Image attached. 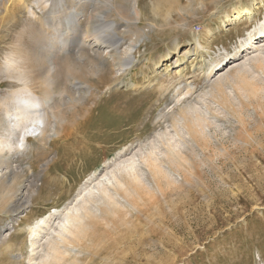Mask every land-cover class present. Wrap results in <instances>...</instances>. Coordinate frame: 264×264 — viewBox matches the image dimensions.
<instances>
[{"label":"rangeland","instance_id":"1","mask_svg":"<svg viewBox=\"0 0 264 264\" xmlns=\"http://www.w3.org/2000/svg\"><path fill=\"white\" fill-rule=\"evenodd\" d=\"M44 2L0 0V133L13 119L3 105L24 81L51 106L40 113L46 124L13 127L15 139L29 138L25 150L0 156L7 161L0 164V264H40L68 209L98 195L117 165L139 159L165 135L171 139L175 115L188 103L207 110L208 141L184 135L178 164L164 162L170 179L143 166L153 190L119 197L125 207L102 206L63 264H264V35L255 32L252 45L243 46L264 22V0ZM247 9L254 20H236ZM72 14L82 22L75 40L85 29L96 32L103 15L124 42L118 50L75 42L51 70L44 24L61 35ZM107 53L123 63L132 55L124 80L136 88L108 90L120 67ZM239 71L240 84L231 81ZM224 76L231 82L223 112L204 94ZM21 126H31L30 134ZM48 218L32 239L30 228Z\"/></svg>","mask_w":264,"mask_h":264},{"label":"bare ground","instance_id":"2","mask_svg":"<svg viewBox=\"0 0 264 264\" xmlns=\"http://www.w3.org/2000/svg\"><path fill=\"white\" fill-rule=\"evenodd\" d=\"M73 1L78 2V4L81 6H85L88 5V2L90 0H73ZM107 1L111 2L113 0H107ZM168 1L170 2L171 0ZM47 3L48 0H45L44 4ZM60 5H64L63 1H60ZM77 15L78 14H72V16L69 17L67 15L69 20L67 22H69V25L61 29V31H63L61 35L57 33L58 29L50 28L47 24H44L46 31H49V33L47 32V34H50V36L52 37V38H48L47 41L49 43V46L46 49L48 50L47 54L50 53L51 55L50 56L51 70H53L55 63L53 61L55 60L56 56H58L59 52L66 50L67 48L70 49V47H72V45L75 42H78L80 45H84L89 48L102 47V45L109 44V47L113 48L114 50H118L119 47L122 46L124 42L120 34L116 32L117 30L116 23L113 21L106 20L103 15H100L98 17L100 26L97 28L96 32L90 33L88 30L85 29L83 31L84 34L82 36L83 37L82 40L81 41L75 40L76 34L79 33L82 23L81 18H77ZM243 17L245 18V20L251 22L254 20L255 13L252 9H247L246 11L239 13V15L236 17V20L243 19ZM49 29H51L52 31H50ZM255 32L257 33V35L260 36L264 35V22L258 28H256L255 31H253L248 35V39L246 40V42H244L243 46L248 47L252 45L253 38L255 37L256 34ZM209 33H211V31H209ZM92 40H94L93 42L94 45L90 44V41ZM132 48L131 51L133 53ZM196 50L197 52L198 51L203 52L205 50L201 45V43L198 41L196 43ZM107 56H110L112 60L115 62V65H118L120 67L119 73L115 77L117 79V80L115 79V84L113 86H109L108 90H113L115 88L130 90L136 88L137 86L133 82H127L124 80L126 71L130 66H132V61H133L132 55L130 54L125 59L124 63H123L124 58L119 61H116L115 57L110 55V53H107ZM16 66H17L16 63L14 62L10 63L9 65V67H11L10 69H15ZM214 68H215L214 66L210 68L211 72L209 74L213 72ZM177 73L181 74V71L177 70ZM238 75L239 76H237V78L233 76V78H231V81L233 82L234 80L236 82L240 81L238 84L245 82V78L241 76L240 71ZM242 75H244V73H242ZM17 76H18L17 79L19 81H24L23 72H18ZM237 79H239V81H237ZM251 79L252 78L250 77V80ZM231 81L225 79V76L224 78H219L216 83L211 85L210 90L204 94L205 98H209V101L211 103L218 104L220 109L223 110V112L227 109L230 103V99L226 94L225 83L226 82L229 83ZM23 84L24 85L22 88L12 93L13 95L11 97L10 103L6 102L3 105L6 110L5 115L13 119L10 122H8L7 125L8 129H6V131H4L3 133H0V156L4 155L6 151L12 153L14 149H19L20 151L26 149L24 143H28L29 138L22 137L23 138L22 142L15 139L16 134L13 127L16 126L18 127L20 124H23L27 121L28 122L31 121L32 123L43 122L44 124H46L47 116L46 115L41 116L40 113L44 111L47 112L46 111L47 107L48 108L51 107L49 105L50 99L42 98L38 96L34 91V89L32 88V86L30 87L27 82L24 81ZM80 85L81 84L79 82H75L74 87L77 91L80 89ZM189 93L190 91L188 90L187 94ZM181 94L183 95V93ZM187 94H184V96H186ZM205 101L206 100L204 99L203 106L209 109L208 107L209 105H207L208 103H206ZM21 102H24L27 107L25 105L22 106ZM178 102H181V100H178ZM190 104L191 103H188L186 107L184 106L183 108H181L180 112L175 115L177 119L176 120L177 123L174 119L173 122L174 124L172 126V128L174 129V135L171 137V139L167 138L166 135L165 137H162L161 135L162 137L160 139L161 141H158L156 144L154 143L155 145L153 144L152 148H150L148 152L143 153L139 159H136L135 156L133 159L127 160L125 162L123 161L122 163L117 165V167H115V169L109 175L106 176V181L101 182L99 184L98 195L97 194L95 195L94 192H90L88 198H83L82 202L68 209L60 225V229L56 233L57 237L52 241L48 242L47 251H44V255L41 257L40 264H63L66 261V259L72 255L74 251L73 242H75V240H77L79 237L83 236L86 227L89 224V223L87 224L88 220H90L91 218H95V220H97L96 218L102 212V208H101L102 206L121 205L122 207H125L126 202L123 203L122 201H120L119 197L120 198L122 197L123 199L126 200L127 197L133 198L135 196L137 197L140 196L141 191L144 192L146 190L147 192H149L150 189L148 190L147 188L150 187L152 188V186L148 184V181L145 177L143 166L148 168V171L155 178L164 177L170 179L171 178L170 176H172L171 172L164 166V164L166 162H168V164H174V165L178 164L176 160V156L177 157L180 156L183 153V146L188 144L187 141L184 139V137L187 136L190 139L198 142L208 141L207 139L210 136L207 131V129L210 126V123L208 121L209 116L206 115L205 112H202L207 110H205V108L204 110H202V108H197L195 106H191L192 104L191 105ZM30 127L31 126H23L22 130L27 131V134H30L28 132ZM41 134H42V139H44L47 134V126H44V128H42ZM162 146H165V148L167 149L164 154L163 152H161L160 149V147ZM171 155L174 157H172ZM6 163H7L6 160L0 162L1 165H7ZM119 191L122 192L123 194H121ZM48 224H49V218L42 220L33 229L30 228L32 239L38 238L42 230L46 226H48ZM90 224L92 225V223ZM33 241L34 240L31 241V245L33 248H35L37 242L36 241L33 242Z\"/></svg>","mask_w":264,"mask_h":264},{"label":"crops","instance_id":"3","mask_svg":"<svg viewBox=\"0 0 264 264\" xmlns=\"http://www.w3.org/2000/svg\"><path fill=\"white\" fill-rule=\"evenodd\" d=\"M137 13V12H136Z\"/></svg>","mask_w":264,"mask_h":264}]
</instances>
